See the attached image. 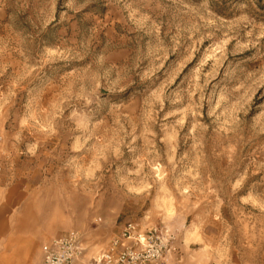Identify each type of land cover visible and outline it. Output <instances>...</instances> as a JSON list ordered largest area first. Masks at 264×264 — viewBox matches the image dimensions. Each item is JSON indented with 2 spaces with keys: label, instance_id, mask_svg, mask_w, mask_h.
<instances>
[{
  "label": "rangeland",
  "instance_id": "rangeland-1",
  "mask_svg": "<svg viewBox=\"0 0 264 264\" xmlns=\"http://www.w3.org/2000/svg\"><path fill=\"white\" fill-rule=\"evenodd\" d=\"M0 137L42 242L165 223L169 264H264V0H0Z\"/></svg>",
  "mask_w": 264,
  "mask_h": 264
},
{
  "label": "built area",
  "instance_id": "built-area-1",
  "mask_svg": "<svg viewBox=\"0 0 264 264\" xmlns=\"http://www.w3.org/2000/svg\"><path fill=\"white\" fill-rule=\"evenodd\" d=\"M3 168L0 161V172ZM176 249L177 237L169 225L141 229L129 222L105 248L90 255L77 230L56 235L42 244L41 264H169Z\"/></svg>",
  "mask_w": 264,
  "mask_h": 264
},
{
  "label": "crops",
  "instance_id": "crops-1",
  "mask_svg": "<svg viewBox=\"0 0 264 264\" xmlns=\"http://www.w3.org/2000/svg\"><path fill=\"white\" fill-rule=\"evenodd\" d=\"M10 215L6 204L0 208V264H41L45 233L40 229L21 230L20 225L11 224Z\"/></svg>",
  "mask_w": 264,
  "mask_h": 264
}]
</instances>
